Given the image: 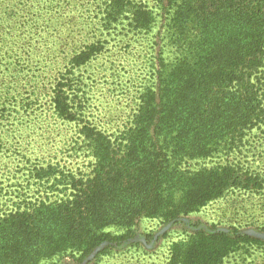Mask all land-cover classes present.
<instances>
[{
  "label": "trees",
  "instance_id": "obj_1",
  "mask_svg": "<svg viewBox=\"0 0 264 264\" xmlns=\"http://www.w3.org/2000/svg\"><path fill=\"white\" fill-rule=\"evenodd\" d=\"M157 1L158 13L143 0H0V164L18 157L36 186L6 206L0 198V264L98 256L143 218L177 221L233 189H264L248 160L252 141L264 143V0ZM160 13L170 53L159 49L156 85L111 129L91 104L98 81L85 69L106 52L91 33L125 20L151 31ZM112 86L107 97L125 95L121 81ZM50 118L78 127L89 171L29 155L27 139ZM233 152L240 158L184 166ZM241 241L199 228L170 244L166 264H221Z\"/></svg>",
  "mask_w": 264,
  "mask_h": 264
},
{
  "label": "rangeland",
  "instance_id": "obj_2",
  "mask_svg": "<svg viewBox=\"0 0 264 264\" xmlns=\"http://www.w3.org/2000/svg\"><path fill=\"white\" fill-rule=\"evenodd\" d=\"M143 1L155 12H160L157 0ZM157 18L159 22L156 27L147 32L131 30L125 20L111 29L103 27L91 33L101 36L106 47V52L85 69L86 76L91 75L98 81L95 88L90 89L91 104L97 107L101 115L107 116V127L111 129L117 127L119 119L125 118L127 121L136 108V97L145 87L157 83L156 57L159 49L167 45L162 14ZM164 52L165 55L170 53L165 46ZM119 81L125 87V95L107 97V88ZM118 92L122 90L115 91ZM52 122L50 118V129L44 125L37 129L31 124L33 130H37L27 139L29 155L33 151L31 157H35L42 150L47 158L63 159L71 167L84 168L89 157L83 153L85 149L78 137V127ZM252 143L249 164L264 173V143ZM239 158L236 152L219 153L208 158L189 159L184 166L193 169L211 167ZM4 160L7 165L0 164V198L5 199L6 206L16 199L13 195L17 191H34L36 186L28 183L29 174L25 171V162H21L18 157L13 162H10L11 158ZM84 169L89 171V168ZM199 228L230 231L239 239L247 240L241 241L238 248L221 264H264V189L261 193H245L241 189H233L224 197L177 221L143 218L136 227L135 236L119 248L99 253L98 256L99 250H95L83 259L71 255L54 257L41 264H166L170 256V244ZM246 234L248 237L244 236Z\"/></svg>",
  "mask_w": 264,
  "mask_h": 264
}]
</instances>
